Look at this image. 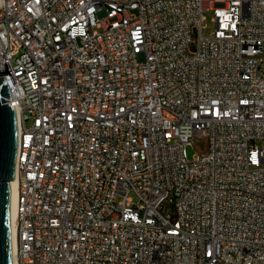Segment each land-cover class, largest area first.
I'll list each match as a JSON object with an SVG mask.
<instances>
[{"label":"built area","instance_id":"built-area-1","mask_svg":"<svg viewBox=\"0 0 264 264\" xmlns=\"http://www.w3.org/2000/svg\"><path fill=\"white\" fill-rule=\"evenodd\" d=\"M263 55L264 0H0L18 264H264Z\"/></svg>","mask_w":264,"mask_h":264},{"label":"water","instance_id":"water-1","mask_svg":"<svg viewBox=\"0 0 264 264\" xmlns=\"http://www.w3.org/2000/svg\"><path fill=\"white\" fill-rule=\"evenodd\" d=\"M11 74L8 62L0 75ZM18 147L16 111L8 85L0 76V264L12 263L10 183L15 178Z\"/></svg>","mask_w":264,"mask_h":264},{"label":"bare ground","instance_id":"bare-ground-1","mask_svg":"<svg viewBox=\"0 0 264 264\" xmlns=\"http://www.w3.org/2000/svg\"><path fill=\"white\" fill-rule=\"evenodd\" d=\"M17 124L19 121L18 113L16 112ZM17 181L15 178L10 183V215H11V237H12V263L18 264L17 260V245H16V217H17V198L18 192L16 187Z\"/></svg>","mask_w":264,"mask_h":264},{"label":"rangeland","instance_id":"rangeland-1","mask_svg":"<svg viewBox=\"0 0 264 264\" xmlns=\"http://www.w3.org/2000/svg\"><path fill=\"white\" fill-rule=\"evenodd\" d=\"M205 22H204V28L202 30L203 36H210L212 32L215 30L216 25L214 22V13L212 11L205 12ZM264 58V55H263ZM201 144H195L194 146H189L187 149L188 157L190 160L195 158L197 156V153L200 151ZM135 202H138L137 196L133 193L132 194Z\"/></svg>","mask_w":264,"mask_h":264}]
</instances>
